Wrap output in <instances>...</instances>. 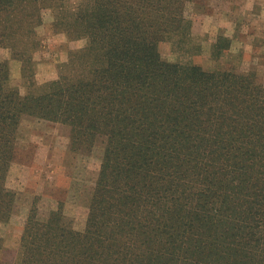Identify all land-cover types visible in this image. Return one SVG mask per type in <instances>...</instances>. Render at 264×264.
I'll return each mask as SVG.
<instances>
[{
  "label": "trees",
  "instance_id": "1",
  "mask_svg": "<svg viewBox=\"0 0 264 264\" xmlns=\"http://www.w3.org/2000/svg\"><path fill=\"white\" fill-rule=\"evenodd\" d=\"M22 1L36 2L0 0V13ZM190 1L61 6L65 29L87 41L89 76L60 80V100L0 94V148L28 111L69 126L73 151L103 143L87 229L38 228L24 264H264V86L162 60L161 42L190 37Z\"/></svg>",
  "mask_w": 264,
  "mask_h": 264
},
{
  "label": "rangeland",
  "instance_id": "2",
  "mask_svg": "<svg viewBox=\"0 0 264 264\" xmlns=\"http://www.w3.org/2000/svg\"><path fill=\"white\" fill-rule=\"evenodd\" d=\"M78 2L22 1L0 13L1 95L24 104L55 91L60 100V80L89 76L86 39L60 19L61 6ZM184 16L190 37L184 45L161 42L163 61L241 73L264 86V0H191ZM30 113L18 119L12 148H0V186L9 202L0 218V264H24L23 245L42 226L60 228L63 219L73 232H85L103 158L101 140L89 152L73 151L69 126Z\"/></svg>",
  "mask_w": 264,
  "mask_h": 264
}]
</instances>
